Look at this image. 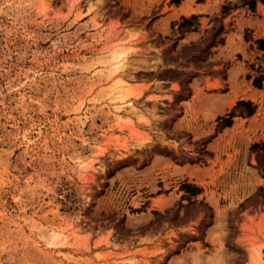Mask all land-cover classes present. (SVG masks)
Wrapping results in <instances>:
<instances>
[{
    "label": "rangeland",
    "instance_id": "1",
    "mask_svg": "<svg viewBox=\"0 0 264 264\" xmlns=\"http://www.w3.org/2000/svg\"><path fill=\"white\" fill-rule=\"evenodd\" d=\"M180 1L0 0V264H264V0Z\"/></svg>",
    "mask_w": 264,
    "mask_h": 264
},
{
    "label": "trees",
    "instance_id": "2",
    "mask_svg": "<svg viewBox=\"0 0 264 264\" xmlns=\"http://www.w3.org/2000/svg\"><path fill=\"white\" fill-rule=\"evenodd\" d=\"M256 0H242V3L247 5L250 10L253 9L254 3ZM224 5L221 6V12L224 9ZM196 15H190L189 17H180V23H178V27L184 26L185 24H188L190 19L195 18ZM221 25L216 28L214 31L213 35H219L221 33ZM218 43L222 42V37H218L217 39ZM257 49L260 51H263L261 55V61H262V66L259 67V75H256L252 78L251 83L258 87L260 85V81L264 80V39H256L255 40ZM253 105L249 101L245 100H238L235 102L234 106L232 107L233 110H231L226 117H217V119L221 122L222 126H227L230 123V117L234 115V112L236 111L237 114H245L249 115L253 111ZM242 108V109H241ZM252 150L257 149V143H253L249 147ZM256 160L259 163L261 171L264 173V158L261 154L256 155ZM181 187L184 188L185 192H190V194H197L199 192V188L195 187L192 184L189 183H182Z\"/></svg>",
    "mask_w": 264,
    "mask_h": 264
},
{
    "label": "bare ground",
    "instance_id": "3",
    "mask_svg": "<svg viewBox=\"0 0 264 264\" xmlns=\"http://www.w3.org/2000/svg\"><path fill=\"white\" fill-rule=\"evenodd\" d=\"M123 56V54H119L118 55V60H117V62H116V64H115V71H121L123 68H124V63H125V61H124V59L123 58H121ZM125 97V96H124ZM119 100H123V97L121 96L120 98H119ZM116 109H121L122 111H124V110H128V111H132L133 110V106H132V104H131V102L130 101H128L127 102V105L126 106H118V107H116ZM86 164H90V161H87L86 162ZM64 238L65 237V235H62V233L61 234H58V235H55V238Z\"/></svg>",
    "mask_w": 264,
    "mask_h": 264
},
{
    "label": "crops",
    "instance_id": "4",
    "mask_svg": "<svg viewBox=\"0 0 264 264\" xmlns=\"http://www.w3.org/2000/svg\"><path fill=\"white\" fill-rule=\"evenodd\" d=\"M183 4V0L180 1V3L177 5L178 7H180L181 5ZM175 7V6H174ZM190 7L192 8V6L190 5ZM191 13H194V10H188V11H185V12H179L178 15L176 16L177 19H179L180 17H189L190 15H192ZM182 15V16H180ZM175 19V17H170L168 20H167V28L168 29H171L170 28V21ZM174 27V26H173ZM186 34H193L194 32L193 31H188V32H185ZM264 81V80H263ZM261 84V83H260ZM264 181V179H261ZM264 185V184H262ZM251 254V253H250ZM249 254V255H250ZM247 258V257H246ZM249 258H252L251 256H249Z\"/></svg>",
    "mask_w": 264,
    "mask_h": 264
}]
</instances>
